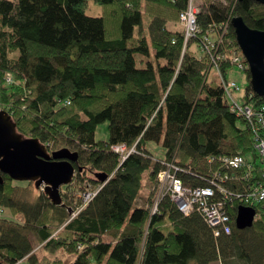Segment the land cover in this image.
Wrapping results in <instances>:
<instances>
[{
    "label": "trees",
    "instance_id": "obj_1",
    "mask_svg": "<svg viewBox=\"0 0 264 264\" xmlns=\"http://www.w3.org/2000/svg\"><path fill=\"white\" fill-rule=\"evenodd\" d=\"M87 1L0 0V110L18 134L50 153L66 147L78 154L60 204L33 182L2 174L0 208L8 214L0 215V264H264V203L241 199L254 178L243 180L245 168L227 170L220 162L241 156L257 167L252 125L230 110L220 79L232 66L230 52H241L232 19L264 31V5L93 0L102 14L89 16ZM189 3L198 9V31L185 40L179 14ZM211 34L221 37L218 50L226 56L216 69L204 48ZM243 71L241 105L256 111L264 96L252 92ZM101 123H108L106 140L95 139ZM151 140L161 142L163 158L145 148ZM120 144L123 159L111 149ZM167 166L192 188L206 186L217 170L228 176V234L214 237L199 213L184 215L159 196L157 176ZM98 173L106 174L104 182ZM88 190L94 194L84 203ZM142 192L143 206L136 204ZM241 205L257 215L239 230L234 218ZM58 250L74 259L50 256Z\"/></svg>",
    "mask_w": 264,
    "mask_h": 264
},
{
    "label": "built area",
    "instance_id": "obj_2",
    "mask_svg": "<svg viewBox=\"0 0 264 264\" xmlns=\"http://www.w3.org/2000/svg\"><path fill=\"white\" fill-rule=\"evenodd\" d=\"M198 12L197 7L192 3H189L187 9L179 14V19L182 23L184 30V39H188L191 35H194L198 30L196 29V18L195 15ZM218 40L208 39L204 36V48L210 52L211 62L218 67L219 63L226 59L225 53L219 52V45L222 42L221 37ZM230 65H237L238 68L244 70L247 67V63H244L241 52L232 50L229 56ZM6 81L12 82L9 74L6 76ZM223 85V92L226 95L227 101L230 106V110L234 113L242 114L252 125L255 142L254 148L259 162L262 167L253 163H246L243 157H223L220 162L223 168H234L239 169L240 167L245 168V172L241 175V179L246 180L248 176L254 178V184L250 189L244 190L241 193V199L245 203L262 204L264 203V104L260 105L256 111H253L250 106H242L240 103L235 102L232 96V90L238 89V86L234 82H227L226 79L221 78ZM252 120H255L261 127L252 124ZM112 151L120 155L123 159L126 155L125 146L112 145ZM133 151L132 149H130ZM178 172L177 167L167 166L163 170L159 171L157 180L159 183L158 192L159 196L167 195L170 200L176 205L178 210L187 215L190 212L195 211L199 213L203 218L205 224L211 229V233L214 237H219L221 234H228L231 227V217H229L224 211L226 207L225 200H229V194L224 187V184L229 182L228 176L221 173V171H215L211 174L210 178L207 179V185L204 187L192 188L188 185H184L176 173ZM94 190H88L82 193L81 197L84 203H87L91 197H93ZM240 198V196H238ZM156 201L154 203L153 211L156 209ZM0 208V215L2 214ZM256 213L254 218H256Z\"/></svg>",
    "mask_w": 264,
    "mask_h": 264
},
{
    "label": "water",
    "instance_id": "obj_3",
    "mask_svg": "<svg viewBox=\"0 0 264 264\" xmlns=\"http://www.w3.org/2000/svg\"><path fill=\"white\" fill-rule=\"evenodd\" d=\"M255 1L264 5V0ZM231 27L247 62L251 90L264 96V31L247 27L240 17L232 19ZM77 159V152L66 147L50 153L48 147L36 138L18 134L11 116L0 110V185L3 183L2 174L19 182H33L34 187L41 188L54 205L60 204V189L74 179ZM95 176L100 182L106 180V174ZM236 211V228L251 227L256 213L253 208L241 205Z\"/></svg>",
    "mask_w": 264,
    "mask_h": 264
},
{
    "label": "rangeland",
    "instance_id": "obj_4",
    "mask_svg": "<svg viewBox=\"0 0 264 264\" xmlns=\"http://www.w3.org/2000/svg\"><path fill=\"white\" fill-rule=\"evenodd\" d=\"M88 4L84 10V12L89 15V16H100L102 14L101 12V6H99L95 1L93 0H88L87 1ZM142 21L146 24V17H143ZM211 38H214L215 35L211 34L210 36ZM140 65V64H139ZM216 76V71L213 69L211 70L210 73V78ZM221 77H219L220 79ZM225 79L227 82H234L237 84L238 89L232 90V96L235 100V102L243 104V97L245 95V89L246 86L248 85V81L246 79V73L238 68L237 65L231 66L229 68L226 69V74H225ZM221 80V79H220ZM107 125L108 123H101L98 124L96 126V132H95V139H102V140H106L108 137V131H107ZM161 142H156L154 140L151 141H146L145 142V148L151 153V155H153L154 158L156 159H161L164 156V150H162L161 147ZM257 165L260 167H262L261 163L259 162V159L257 160ZM62 188V187H61ZM33 191V190H32ZM31 191V193H32ZM36 194V191L34 190V193L31 194V197L34 198ZM143 201H144V193L142 192L139 196V199L137 200L136 204L137 205H142L143 206ZM105 239H107V237H105ZM50 256H54V257H60L62 258L64 261L70 262L71 260L74 259V255L73 254H67L65 252H62L61 250L56 251V253L50 255ZM23 264V263H22ZM214 264H218L217 262Z\"/></svg>",
    "mask_w": 264,
    "mask_h": 264
},
{
    "label": "crops",
    "instance_id": "obj_5",
    "mask_svg": "<svg viewBox=\"0 0 264 264\" xmlns=\"http://www.w3.org/2000/svg\"><path fill=\"white\" fill-rule=\"evenodd\" d=\"M2 211H3V212H2L3 214H5V213L8 214V212L4 211L3 208H2ZM1 215H2V214H1ZM218 264H220V263H218Z\"/></svg>",
    "mask_w": 264,
    "mask_h": 264
}]
</instances>
